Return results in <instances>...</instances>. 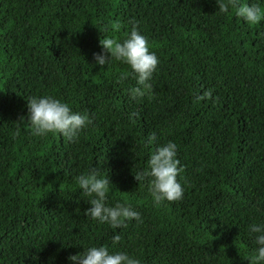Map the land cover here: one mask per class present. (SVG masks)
Wrapping results in <instances>:
<instances>
[{
    "label": "trees",
    "instance_id": "1",
    "mask_svg": "<svg viewBox=\"0 0 264 264\" xmlns=\"http://www.w3.org/2000/svg\"><path fill=\"white\" fill-rule=\"evenodd\" d=\"M133 25L159 60L139 98L129 65L93 60L100 38L122 40ZM43 95L93 123L75 142L32 135L20 117ZM169 140L184 195L156 207L135 176ZM90 170L108 175L107 203L142 222L114 229L87 216L74 178ZM259 221L264 19L248 25L216 0H0V264H70L91 245L140 264H254L248 225Z\"/></svg>",
    "mask_w": 264,
    "mask_h": 264
},
{
    "label": "clouds",
    "instance_id": "2",
    "mask_svg": "<svg viewBox=\"0 0 264 264\" xmlns=\"http://www.w3.org/2000/svg\"><path fill=\"white\" fill-rule=\"evenodd\" d=\"M218 11L227 13L229 8L235 9V15L243 19L248 25H255L264 19V9L256 4L239 3V0H216ZM101 51L93 53L96 65L105 66L114 58L130 66L136 80L131 88L133 98L144 97L151 92L150 80L159 63L154 51H150L148 38L133 25L126 37L117 40L103 36L99 39ZM29 123L32 135L41 138L49 134H61L70 142L79 139L81 133L92 123L87 113L73 111L68 103L52 95L33 96L27 101V116L20 117V121ZM155 140V135L149 142ZM177 158V145L169 140L159 145L147 160V167L139 171L135 179L138 182L147 180L148 189L153 205L159 207L164 201H179L183 198L184 188L177 179L180 172ZM80 189V196L90 205L85 209L87 216L100 223H107L112 228L125 227L128 222L135 220L142 222L139 211L127 203H107V194L112 185L108 175L99 170H90L75 178ZM248 234L255 245L251 257L254 264H264V221L253 222L248 225ZM113 242L120 240L119 234L112 236ZM70 264H140V260L129 255L126 251H109L103 245H91L84 251L68 257Z\"/></svg>",
    "mask_w": 264,
    "mask_h": 264
}]
</instances>
